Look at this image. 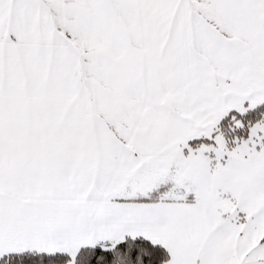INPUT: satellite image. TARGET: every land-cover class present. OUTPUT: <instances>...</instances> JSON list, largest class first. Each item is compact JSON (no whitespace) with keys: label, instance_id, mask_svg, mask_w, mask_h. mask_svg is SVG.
<instances>
[{"label":"crops","instance_id":"0c3cea01","mask_svg":"<svg viewBox=\"0 0 264 264\" xmlns=\"http://www.w3.org/2000/svg\"><path fill=\"white\" fill-rule=\"evenodd\" d=\"M67 2L71 22H102L100 29L118 41L116 53L123 40L141 39L142 32L170 40L173 49L185 38L190 0H0V150L5 152L0 182L10 189L0 193V256L45 252L73 257L82 247L111 248L126 237H143L167 250L165 264H226L192 196L169 197L170 185L154 199H149L152 192L163 186L146 187L145 196L117 195L106 188L111 178H125L114 176L121 172L123 154L134 166H144L118 140L94 137L107 136L111 126L98 115L89 119L90 110L97 102L112 110L118 100L92 96V108L76 105L87 97L78 95L79 52L62 28ZM230 23H245L240 35L255 44L250 58L252 70L262 71V84L256 86L260 104L264 22ZM104 150L113 153L106 157ZM239 232L236 241L243 235Z\"/></svg>","mask_w":264,"mask_h":264},{"label":"rangeland","instance_id":"374dc122","mask_svg":"<svg viewBox=\"0 0 264 264\" xmlns=\"http://www.w3.org/2000/svg\"><path fill=\"white\" fill-rule=\"evenodd\" d=\"M62 13L66 40L79 52L78 95L87 97L76 105L92 108V96L118 100L112 110L99 102L90 110L89 119L98 115L111 126L107 136L94 137L118 140L145 167L134 166L123 154L121 172L114 176L125 178H111L106 188L117 195L145 196L146 187L170 185L169 197H193L226 264H264V120L252 126L246 140L234 139L233 148L219 128L229 112L258 105L256 86L263 76L252 70L255 44L240 35L245 23L230 22H264V0H190L178 49L168 39L142 32L141 39L123 40L118 53L113 48L118 41L100 29L102 22H71L68 2ZM198 139L210 142L193 146ZM4 153L0 150V163ZM5 191L9 187L0 182V193ZM237 228L243 235L236 241Z\"/></svg>","mask_w":264,"mask_h":264},{"label":"trees","instance_id":"16d2710c","mask_svg":"<svg viewBox=\"0 0 264 264\" xmlns=\"http://www.w3.org/2000/svg\"><path fill=\"white\" fill-rule=\"evenodd\" d=\"M264 120V102L246 110L244 113L229 112L219 122L222 135L230 148L234 147V139L246 140L252 126ZM239 121L241 126L236 128L234 123ZM210 140L198 139L191 142L193 146ZM264 146V132L262 138ZM165 187L152 192L149 199H154ZM264 239V238H263ZM169 260L167 250L160 244L152 243L143 237H126L111 248L101 246L82 247L71 257L65 253L20 252L0 256V264H165Z\"/></svg>","mask_w":264,"mask_h":264}]
</instances>
